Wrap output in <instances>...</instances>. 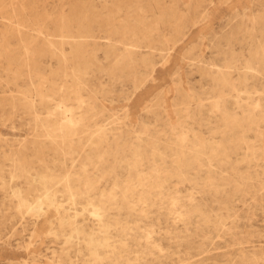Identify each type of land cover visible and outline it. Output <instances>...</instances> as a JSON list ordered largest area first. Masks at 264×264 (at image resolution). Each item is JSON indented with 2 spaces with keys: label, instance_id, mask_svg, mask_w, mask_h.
Listing matches in <instances>:
<instances>
[{
  "label": "rangeland",
  "instance_id": "374dc122",
  "mask_svg": "<svg viewBox=\"0 0 264 264\" xmlns=\"http://www.w3.org/2000/svg\"><path fill=\"white\" fill-rule=\"evenodd\" d=\"M22 1L0 0V12L5 11L0 13V39L8 46L5 50H13L19 58L25 51L20 37L24 44L28 41L26 53H35L32 57L44 76L43 92L52 102L48 111L36 103L41 112L38 118L28 111L16 92L26 88L21 81L30 79L27 69L9 66L0 47V264H264V161L253 159L247 150L254 143L256 129L264 132V57L259 55L264 44V0ZM22 4L26 5L24 16L14 18L12 13H19ZM18 23L25 25L19 33ZM5 26L11 28L7 31ZM88 28L90 37L81 39ZM60 32L71 36L64 38L62 48L68 59L74 57L64 78L53 56L56 52L45 43ZM175 36L172 45L170 39ZM75 43L82 45L83 58L70 55ZM125 54L130 55L129 63L114 65ZM76 67L87 69L79 82L71 75ZM226 70L231 85L214 78ZM40 80L33 77L32 84L28 83L37 101L35 89ZM223 112L238 119L253 117L255 124L245 121L241 128L227 130ZM69 118L81 126L70 124ZM46 121L55 124V130L42 127ZM99 127L121 135L118 144L108 133L102 149L89 148L87 139ZM71 130L74 136H65V143H59L58 137ZM194 134L206 143L199 153L191 145ZM181 136H186L183 148ZM237 137L245 143L236 146ZM124 141L125 147L119 148ZM212 141L223 142L225 157L210 155ZM131 143L144 151L139 170L147 178L143 186L135 184L136 193L130 200L133 211L120 202L125 180L135 177L130 166ZM68 146L74 147L71 155L63 151ZM22 147L28 149L26 159L14 157ZM152 147L158 152L153 153ZM84 151L95 163L102 155L95 168L92 164L85 167L99 181L96 190L87 201L86 195L70 200L57 183L54 199L61 210L80 214L75 220L85 231L98 229L89 216L93 207L87 202L92 198L94 208L101 209L110 247L98 248L96 261L86 248L84 234L68 238L70 231L55 224L53 209L43 207L33 214L18 208L17 198H12L13 190L31 186L28 177L39 181L37 172L60 178L67 171L81 174ZM176 157L182 158V166L175 163ZM154 170H159L157 177ZM156 178L160 187L148 194L145 190ZM111 194L115 195L113 204L106 198ZM138 197L145 199L139 202ZM47 215L52 229L36 224Z\"/></svg>",
  "mask_w": 264,
  "mask_h": 264
},
{
  "label": "bare ground",
  "instance_id": "6f19581e",
  "mask_svg": "<svg viewBox=\"0 0 264 264\" xmlns=\"http://www.w3.org/2000/svg\"><path fill=\"white\" fill-rule=\"evenodd\" d=\"M22 1V0H21ZM26 1V0H25ZM37 1H39V0H37ZM102 1H104V0H102ZM114 1V0H113ZM120 1V0H119ZM122 1V0H121ZM137 1V0H136ZM155 1V0H154ZM23 2V1H22ZM116 2V1H115ZM118 2V1H117ZM178 2V1H177ZM197 2V1H196ZM16 3V2H15ZM21 3V2H20ZM104 3V2H103ZM138 3V2H137ZM153 3V2H152ZM156 3H158V2H156ZM3 4V3H2ZM33 4V3H32ZM76 4H78V2L76 3ZM127 4H128V2H127ZM148 4V3H147ZM147 4H145V5H147ZM1 5V4H0ZM79 5V4H78ZM118 5V4H117ZM121 5H122V3H121ZM176 5V4H175ZM198 5V4H197ZM2 6V5H1ZM11 6H12V4H11ZM16 6H18V5H16ZM35 6V5H34ZM133 6V5H132ZM141 7H142V5H140ZM174 6V5H173ZM173 6H172V8H173ZM15 7V6H14ZM20 7H22L20 10H17L19 13H17V12H14V13H12V16L14 17V18H18V16H24L23 14H24V8L26 7V5L25 4H22ZM140 7V8H141ZM6 8V7H5ZM7 8H9V7H7ZM12 8V7H11ZM16 8V7H15ZM32 8V7H31ZM74 8V7H73ZM79 8V7H78ZM128 8V7H127ZM136 8V7H135ZM139 8V7H138ZM165 8V7H164ZM171 8V7H170ZM18 9H19V7H18ZM36 9V8H35ZM76 9H77V7H76ZM117 9V8H116ZM175 9H176V7H175ZM9 10V9H8ZM12 10V9H11ZM118 10V9H117ZM123 10V9H122ZM137 10V9H136ZM15 11V10H14ZM83 11V10H82ZM118 11H120V10H118ZM142 11V10H141ZM162 11V10H161ZM160 11V12H161ZM164 11V10H163ZM168 11V10H167ZM197 11H198V8H197ZM197 11L195 12V13H197ZM12 12V11H11ZM28 12H30L29 14H31V10L30 11H28ZM28 12H27V14H28ZM77 12H78V10H77ZM96 12V11H95ZM144 12V11H143ZM157 12V11H156ZM169 12V11H168ZM178 12V11H177ZM177 12L175 13V14H177ZM0 13H2V12H0ZM3 13H5V11L3 12ZM2 13V14H3ZM7 13V12H6ZM34 13H35V11H34ZM74 13V12H73ZM72 13V14H73ZM92 13V12H91ZM134 13V12H133ZM132 13V14H133ZM135 13H138L137 11L135 12ZM139 13H141L140 11H139ZM173 13V12H172ZM32 14H33V12H32ZM94 14V13H93ZM127 14V13H126ZM175 14H171V17H173L172 15H175ZM200 14V13H199ZM38 15V14H37ZM91 14H89V16H90ZM118 15H120V13L118 14ZM134 15V14H133ZM197 15V14H196ZM7 16V15H6ZM78 16V15H77ZM82 16V15H81ZM86 16V15H85ZM109 16V15H108ZM114 15H112V17H113ZM176 16V15H175ZM174 16V17H175ZM259 16V15H258ZM30 17H33V16H30ZM84 17V16H83ZM88 17V16H87ZM102 17V16H101ZM111 17V18H112ZM115 17V16H114ZM167 17V16H166ZM177 17V16H176ZM3 18V17H2ZM75 18V17H74ZM105 18H106V15H105ZM110 18V19H111ZM158 18H160V20H163V19H161V17H158ZM162 18H164V16L162 17ZM11 19V18H10ZM69 19H71V18H69ZM86 19V18H85ZM94 19V18H93ZM165 19V18H164ZM168 19L169 18H167V21H168ZM183 19V18H182ZM7 20H9V19H7ZM19 20V19H18ZM23 20H25V19H23ZM30 20V19H29ZM33 19H31V21H32ZM87 20V19H86ZM99 20V19H98ZM97 20V21H98ZM154 20V19H153ZM158 20V19H157ZM160 20H158V22L160 21ZM183 20H185V19H183ZM182 20V21H183ZM195 20V19H194ZM3 21V20H2ZM17 21V20H16ZM35 21V20H34ZM37 21V20H36ZM77 21V20H76ZM75 21V22H76ZM100 21H102V19L100 20ZM149 21V23H150V20H148ZM196 21V20H195ZM18 22V21H17ZM22 22V21H21ZM88 22V21H87ZM153 22V21H152ZM154 22H156V21H154ZM6 22H3V24H5ZM8 23H11V22H8ZM13 23V22H12ZM47 23H49V22H47ZM89 23V22H88ZM122 23H124L125 24V22H122ZM197 23V22H196ZM14 24V23H13ZM32 24H34V23H32ZM71 23H69V25H70ZM77 24V23H76ZM80 24H82V23H80ZM96 24V23H95ZM156 24V23H155ZM160 24V23H159ZM163 24V23H162ZM5 25H7V24H5ZM79 25V24H78ZM126 26H127V24H125ZM132 26H135L134 24H131ZM137 25V24H136ZM140 25V24H139ZM194 25V24H193ZM2 26H4V25H2ZM25 25H24V23H18V25H16V31L19 33V31H20V28H25L24 27ZM81 26V25H80ZM80 26H79V28H80ZM93 26V25H92ZM103 26V25H102ZM119 26V25H118ZM142 26V25H141ZM156 26H158V25H156ZM182 26V25H181ZM245 26V25H244ZM8 27H10V26H7V28ZM11 27H13V25L11 26ZM10 27V28H11ZM27 27V26H26ZM54 27V26H53ZM72 27V26H71ZM121 28H122V26H120ZM119 27V28H120ZM162 27V26H161ZM242 27V26H241ZM240 27V28H241ZM5 28H6V26H5ZM7 28H6V30H7ZM43 28V27H42ZM108 28V27H107ZM134 28V27H133ZM136 28V27H135ZM141 28V27H140ZM146 28V27H145ZM158 28V27H157ZM239 28V29H240ZM14 29V28H13ZM46 29V28H45ZM59 29V28H58ZM57 29V30H58ZM66 29V28H65ZM102 29V27L100 28V30ZM124 29V28H123ZM128 29V28H127ZM127 29H125V31L127 30ZM130 29V28H129ZM128 29V30H129ZM182 29V28H181ZM180 29V30H181ZM28 30V29H27ZM32 30V32H33V29H31ZM30 30V31H31ZM68 30V29H67ZM78 30V29H77ZM118 30V29H117ZM127 30V31H128ZM132 30V29H131ZM137 30V29H136ZM143 30V29H142ZM177 30V29H176ZM8 31V30H7ZM26 31V30H25ZM46 31V30H45ZM124 31V32H125ZM148 31H150V30H148ZM11 32H12V30H11ZM10 32V33H11ZM16 32V33H17ZM21 32V31H20ZM41 32V31H40ZM117 32V31H116ZM133 32V31H132ZM135 32V31H134ZM151 32V31H150ZM6 33V32H5ZM22 33H24V29H23V32ZM21 33V34H22ZM50 33V32H49ZM52 33V32H51ZM76 33V32H75ZM77 33H78V31H77ZM90 33H91V30L88 28V30L87 31H84V35H81L80 34V38L81 39H86L87 37H90ZM118 33H119V31H118ZM174 33H176V32H174ZM180 33H181V31H180ZM21 34H20V36H21ZM68 34H70V33H68ZM79 34V33H78ZM127 35H128V33H126ZM125 34V35H126ZM129 34H131V33H129ZM134 34V33H133ZM240 34H241V32H240ZM249 34V33H248ZM9 34H7V36H8ZM17 35V34H16ZM26 35V34H25ZM77 35V34H76ZM126 35V36H127ZM178 34L176 33V36H177ZM251 35V34H250ZM6 36V37H7ZM22 36H23V34H22ZM27 36L28 35H26V38H27ZM92 36V35H91ZM120 36H122L121 38H125V37H123L124 35L122 34V35H120ZM149 36V35H148ZM147 36V37H148ZM176 36L174 37V39H172L171 37V39H170V41H171V43H172V45H174L176 42H175V38H176ZM179 36V35H178ZM5 37V38H6ZM17 37H19V35L17 36ZM32 37V36H31ZM43 37V36H42ZM41 37V38H42ZM67 37H69L66 33L64 34V32H60V33H58L56 36H50V37H48L47 39H46V41H45V43L47 44V48H48V46L49 47H51L53 50H54V52H56L55 54L53 53V56L55 57L56 56V59H57V63L59 64L58 66L60 67L58 70H59V73H61V78H64V77H66V72H67V69H68V63H69V60L71 61V59H73L72 57L71 58H67L66 57V54H65V52H64V50H63V48H62V46H63V43H65V41H63L64 40V38H67ZM71 37V36H70ZM69 37V38H70ZM77 37V36H76ZM127 37H129V36H127ZM147 37L145 36V39H147ZM180 37V36H179ZM1 38H3V37H1ZM11 39L13 38V37H10ZM33 38V37H32ZM31 38V39H32ZM55 38H58L59 40H57V42H55L54 41V39ZM80 38H79V40H80ZM71 39V38H70ZM69 39V40H70ZM76 39V38H75ZM88 39V38H87ZM128 39V38H127ZM177 39V38H176ZM1 40V39H0ZM3 40V39H2ZM2 40H1V45H0V47H3V51H4V54H5V58H6V61L5 62H7V64L9 65V66H11V65H13V64H17V65H19V67H20V65H22L24 68H26L27 70H26V72H27V74H29V76H30V79H28V81H26V80H22L21 81V85H25L26 86V88L25 89H23V90H20V91H16L17 92V94H18V100L19 101H21L22 103H24L25 104V106L27 107V109H28V111L30 112V113H32V114H34V117H36V118H38L39 117V115L41 114V112H40V110H39V108H37V104L38 105H40L43 109H45V110H50L51 108H50V105H49V103H50V101H51V97L49 96V95H47L46 93H44L43 92V90H44V87L42 86V80H44V76L42 75V70H41V67L37 64V62L36 61H34V59H33V57L35 58V56H33V55H29V54H27L26 53V48H27V45H28V41L24 44V39H22L21 37H20V44H22V48L25 50L24 52H23V54L22 55H20L21 57L19 58L18 56L16 57L15 56V53H14V51L13 50H10V49H8V50H5L8 46H4L5 44L2 42ZM7 40V39H6ZM9 40V39H8ZM14 40H15V38H14ZM68 40V39H67ZM68 40V41H69ZM73 40V39H72ZM125 40V39H124ZM132 40V39H131ZM12 41V40H11ZM126 41V40H125ZM13 42V41H12ZM16 42V41H15ZM67 42V41H66ZM71 42H73V41H71ZM251 42V41H250ZM258 42V41H257ZM4 45H3V44ZM11 43V42H10ZM69 43H70V41H69ZM79 43V42H78ZM78 43H75V44H73L74 46H71L70 47V55H72V56H74V55H76V56H78L79 58H83V55H84V53L83 52H81L79 49L81 48V44H78ZM127 43H128V40H127ZM117 44H118V42H117ZM140 44V43H139ZM6 45H8V43H6ZM30 45V44H29ZM68 46V45H67ZM137 46V45H136ZM135 46V47H136ZM184 46V45H183ZM131 49H132V47L131 46H129ZM69 48V47H68ZM108 48V47H107ZM110 48V47H109ZM113 49H114V46L112 47ZM127 48V47H126ZM105 49V48H104ZM128 49V48H127ZM136 49H137V47H136ZM249 49V48H248ZM0 50H2V49H0ZM14 50H15V48H14ZM20 50V49H19ZM18 50V51H19ZM40 50V49H39ZM38 50V51H39ZM49 50V49H48ZM33 51V50H32ZM101 51V50H100ZM105 51V50H104ZM127 51V50H126ZM134 51V50H133ZM16 52V51H15ZM41 52V51H40ZM126 53V52H125ZM131 52H129V54H130ZM134 53V52H133ZM232 53V52H231ZM3 55V53L2 52H0V55ZM17 55H18V53H16ZM67 54H69V53H67ZM129 54H125V55H123L122 57H120L118 60H116L115 61V64L114 65H120V64H122V63H124V64H128L129 63ZM90 55H92V54H90ZM249 55L250 56H252L250 53H249ZM259 55L261 56V57H264V44L261 46V51H259ZM33 56V57H32ZM249 57V56H248ZM4 58V59H5ZM40 58V57H39ZM52 58V57H51ZM92 58V57H91ZM107 58H108V56H107ZM250 59V58H249ZM2 60V59H1ZM107 60V59H106ZM141 60H144V59H141ZM144 63V62H143ZM2 66V65H1ZM99 66V65H98ZM86 67V66H85ZM77 68V70H76V72H72V74L71 75H73L74 77H76V79H77V81L79 82L80 81V78H81V76H83L84 75V72H85V70H87L86 68H83V69H80V68H78V67H76ZM90 68V67H89ZM94 68V67H93ZM115 68V67H114ZM245 68H247V67H245ZM2 70V69H1ZM75 70V69H74ZM3 71V70H2ZM72 71V70H71ZM227 71V70H226ZM252 71V70H251ZM15 72V71H14ZM115 72V71H114ZM4 73L5 74H7L6 73V71H4ZM231 73V72H230ZM4 74V75H5ZM21 74V73H20ZM53 74V73H52ZM83 74V75H82ZM26 75V74H25ZM114 75V74H113ZM258 75V74H257ZM7 78H8V76L9 75H5ZM15 76V75H14ZM13 76V77H14ZM85 76V75H84ZM5 77V78H6ZM20 77V76H19ZM33 77H35V78H39V86L35 89L36 90V95H37V97H38V101L36 100V98L35 99H33V96H32V93H31V89H30V87H29V85H31L32 84V82H31V78H33ZM55 77V76H54ZM74 77H73V79H74ZM6 78V79H7ZM14 78H16V76L14 77ZM29 78V77H28ZM57 78V77H56ZM214 78L220 83V84H222V85H225V84H227V85H231V78H230V76H229V74H228V71H227V73H225V72H221V73H219V74H217L216 75V77L214 76ZM66 79H68V78H66ZM66 79H64V80H66ZM83 81V80H82ZM13 84L15 85V87H18L19 85L17 84V82H16V80L14 79L13 81ZM5 83H7V82H5ZM28 83H30L29 85H28ZM55 83V82H54ZM65 84V83H64ZM44 85V84H43ZM51 85V84H50ZM86 85V84H85ZM215 85H216V83H215ZM32 87H34V86H32ZM55 88V87H54ZM57 88V87H56ZM217 88V87H216ZM72 89V88H71ZM52 90V89H51ZM83 90V89H82ZM46 91V90H45ZM61 91V90H60ZM59 90H58V92H60ZM78 91V90H77ZM62 92V91H61ZM44 93V94H43ZM80 93H81V91H80ZM48 94H49V92H48ZM235 94V93H234ZM75 95V94H74ZM76 96V95H75ZM221 96V95H220ZM181 97V96H180ZM68 98V97H67ZM220 98V97H219ZM219 98H217V100L219 99ZM13 99L15 100V98H10V100L11 101H13ZM181 99H182V97H181ZM217 100H215V101H217ZM238 100H239V98H238ZM52 102V101H51ZM37 103V104H36ZM51 104V103H50ZM207 104V103H206ZM236 105V104H235ZM239 105V104H238ZM218 106V104L217 103H215L214 102V107H217ZM26 107H24V108H26ZM200 107V106H199ZM218 108V107H217ZM217 108H215L216 109V111H217ZM237 108V107H236ZM53 110H54V107H53ZM55 110H56V108H55ZM66 111H68V110H66ZM66 111H65V113H66ZM57 112V110L55 111V113ZM60 111H58V113H59ZM70 112V111H69ZM186 112V111H185ZM185 112H183V113H185ZM54 113V112H53ZM58 113H56V114H58ZM63 112H61L60 113V115L62 114ZM56 114L54 115V116H56ZM67 114V116L69 115V113L67 112L66 113ZM65 114V115H66ZM182 114V113H181ZM48 115H49V113H48ZM48 115H47V117H48ZM52 115V114H51ZM51 115H50V117H51ZM58 116V115H57ZM84 116V115H83ZM86 116V115H85ZM47 117H45L46 119H47ZM49 117V118H50ZM48 118V119H49ZM222 119H223V121H224V124H225V127H226V129L227 128H241L242 126H241V124L243 123V122H247V121H249V123H250V125H254L255 124V121L253 120V117H247V118H245V119H238L237 117H235V116H230V115H226L224 112H223V115H222ZM80 120V119H79ZM55 121L57 122V120L55 119ZM70 124H72V125H80L81 126V123L80 122H74L73 120H71L70 118L67 120ZM54 123V122H53ZM52 124V123H51ZM49 122H44V123H41V126L42 127H44V128H46V129H54V127H56V126H53V125H55V124H52L51 125ZM65 124V123H64ZM70 124H68V125H70ZM59 125V124H58ZM57 125V126H58ZM60 127H61V125H59ZM59 128V127H58ZM75 128V127H74ZM97 128V127H96ZM40 130V129H39ZM55 130V129H54ZM228 130V129H227ZM49 132H50V130H48ZM52 133V132H51ZM108 133H111V135H112V137H113V140L116 142V144H118V142H117V140L120 138V136L121 135H117L116 133H114L113 131H107V130H105V129H102V128H98L97 130H95L94 132H92L91 133V135L88 137V139H87V141H88V143H89V145H88V147L89 148H92L93 150H100V149H102L103 148V146L105 145V143L107 142V140H108ZM186 133V132H185ZM53 134V133H52ZM62 135V137H58L59 139H60V142L59 143H61V144H64L65 142L64 141H66L65 139H66V137H71L72 135L74 136V131H68L66 134L63 132V134H61ZM195 135V134H194ZM48 136V135H47ZM66 136V137H65ZM76 136V135H75ZM52 140V139H51ZM54 140V139H53ZM185 140H186V136H181L180 137V139H179V143H180V146H181V148H183V143L185 142ZM241 143H245V139L243 138V137H237V141L235 142V145L236 146H239ZM125 141L123 142V144L122 145H120V147L119 148H123V147H125ZM191 145H192V147H193V149L195 150L194 152H196V153H199L201 150H203V149H205V146H206V143H205V140L200 136V135H195V137H194V140L192 141V143H191ZM77 146V145H76ZM79 146V145H78ZM130 151H131V164H130V166H131V168H132V172H133V174L132 175H134L135 177H132L131 176V178H129L128 180H125V182H124V184H125V186L123 187V188H121L120 189V193H121V196H120V202H121V205H124V206H126L127 208H128V210L129 211H133L134 210V208H133V206H131V203H130V200H132L133 199V197H134V194L136 193V191H135V184L136 185H139V186H143V183L147 180V178H143L141 175H140V173H141V171L139 170V166H140V163H141V161L143 160V158H144V151L143 150H140V147L138 146V145H134L133 143H131L130 145ZM80 148L79 149H83V146L81 147V146H79ZM210 155L213 157V158H217V157H225L226 156V152H227V150H226V146L225 145H223V142H221V141H217V142H215V141H212L211 143H210ZM75 149H76V147H75ZM77 149H78V147H77ZM234 149V148H233ZM28 149L26 148V147H22V148H19L16 152H15V154H13V156L14 157H16V156H20L21 157V159H26V151H27ZM73 150H74V147H70V146H68V147H66L63 151H64V153L65 154H69V155H71V153L73 152ZM117 150H118V147H117ZM247 150L250 152V154H251V157L253 158V159H255V160H260V161H264V132H262L260 129H256V133H255V138H254V143L253 144H251L250 146H248L247 145ZM151 151L153 152V153H156V152H158V150L155 148V147H152L151 148ZM204 153V152H203ZM62 154V153H61ZM99 154V153H98ZM181 156L183 155L182 154V151H180V153H179ZM250 156V155H249ZM72 157V156H71ZM180 157V156H179ZM179 157H176V161H175V163H177L179 166H182L183 164L181 163V162H183L182 161V158H179ZM97 158H98V160H97V162L95 163L94 161H93V159H92V157H90L87 153H85V151H84V155H83V160L85 161V162H83L82 163V168H83V170H82V173L81 174H72L71 172H69V171H67L66 172V174L64 175V177L63 178H60V177H48L47 175H45L44 173H39V172H37L35 175L36 176H38V179H39V181L38 182H36V180H34V178H31L32 176H30V177H28L29 179H30V182H31V184H29V185H31V186H28L27 187V189H25V190H19V189H16V190H13L12 191V198H17V200L16 201H18V204H17V207L18 208H23V209H25L26 211H28V212H32L33 214H37V213H39L42 209H43V207H45V208H47V209H49V208H51V209H53V217H54V220L56 221V225H58L60 228H63V229H68L69 231H70V235H69V237L68 238H70L71 236H72V234L73 235H76V236H78V234H84L83 236L85 237L84 238V241H85V243H86V248H87V250H88V252H89V254H90V256L94 259V261H96V260H98V257H99V255H98V252H97V249L99 248V249H104V250H106V249H108L109 247H110V244L107 242V229H108V225L107 224H105L103 221H102V217H103V215H102V213H101V209L100 208H94V207H96V205H94L93 203H92V198H91V200H89L87 203H88V205H90V207L92 206L93 207V209L92 210H90L89 211V216L91 217V218H94L95 220L94 221H96V224H97V231H94V230H92V229H88V231H85V226L83 225V224H78L77 223V221L75 220L76 218H77V216H79V215H77L76 216V214H74V215H71V214H69L68 213V211H66L65 209H60V205H58L57 204V202H56V200L54 199L55 198V193L57 192V189L54 187L53 188V185H55V184H57V183H60L61 184V186H62V192L65 194V195H67L68 197H69V199L70 200H73V199H75V198H79V199H81L82 198V195H86V201L89 199V197H90V194L94 191V190H96V183H98L99 181L97 180V179H95V178H93V177H91L89 174H88V172L85 170V167H86V165L87 164H92L93 165V168H95L97 165V163L98 162H101V160H102V155H99V156H97ZM197 158V157H196ZM205 158V157H204ZM225 159V158H224ZM14 160V159H13ZM74 160H75V158H73L72 160H71V162L73 163L74 162ZM160 160V159H159ZM18 161H20V160H18ZM228 161H229V159H228ZM14 162V161H13ZM222 163V162H221ZM250 163V162H249ZM58 164V163H57ZM216 165V164H215ZM38 166H39V164H38ZM200 166V165H199ZM73 166L71 165L70 166V168H72ZM47 172V171H46ZM154 172H155V176L154 177H157V173H159V170H154ZM24 173H26V174H28L27 173V171H25L24 170ZM104 173H106V172H104ZM20 174V173H19ZM71 174L72 175H75L76 177L73 179V178H71ZM13 175H15V174H13ZM12 175V176H13ZM29 183V182H28ZM52 183V184H51ZM54 183V184H53ZM157 183H159V181H157V178H156V180H154L153 181V183L152 184H150L149 185V187L145 190V192H147L148 194L150 193L149 192V190H152V189H154V188H156V187H160V184H157ZM37 184H40V185H37ZM11 192V191H10ZM103 196V194H102V191L100 192V197H102ZM62 197V196H61ZM64 197V196H63ZM31 198H33V200L31 201V203H28L29 202V200L31 199ZM107 202L108 203H114V199H115V195H113V194H111V195H107ZM138 199V201L139 202H143V200L145 199L144 197H138L137 198ZM99 202L100 203H102V204H104L105 203V201H101V200H99ZM88 205H87V207H88ZM86 210H87V208H86ZM50 215V214H49ZM49 215H47V216H45L42 220H40L39 222H37L36 224H38V223H42V224H48V227H50V229H52L51 228V225H52V223H50L49 222V218H48V216ZM128 218V217H127ZM117 224V223H116ZM125 229V228H124ZM99 233H101V234H103V236L101 237V238H98L97 237V234H99ZM65 242V241H64ZM72 242H73V240H72ZM83 243V242H82ZM116 256H117V258L118 259H120V257H122L121 256V252H117L116 253ZM104 257H106V256H104ZM48 261V260H47Z\"/></svg>",
  "mask_w": 264,
  "mask_h": 264
}]
</instances>
